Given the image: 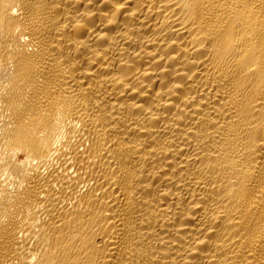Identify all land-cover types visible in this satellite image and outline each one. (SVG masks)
Here are the masks:
<instances>
[{
    "label": "bare ground",
    "instance_id": "6f19581e",
    "mask_svg": "<svg viewBox=\"0 0 264 264\" xmlns=\"http://www.w3.org/2000/svg\"><path fill=\"white\" fill-rule=\"evenodd\" d=\"M0 264H264V0H0Z\"/></svg>",
    "mask_w": 264,
    "mask_h": 264
}]
</instances>
